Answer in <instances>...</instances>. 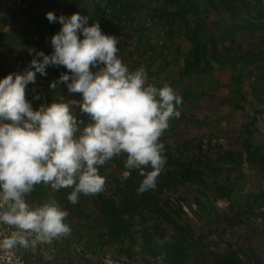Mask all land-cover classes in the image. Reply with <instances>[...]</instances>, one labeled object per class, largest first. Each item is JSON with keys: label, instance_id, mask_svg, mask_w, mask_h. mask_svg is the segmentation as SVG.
Wrapping results in <instances>:
<instances>
[{"label": "rangeland", "instance_id": "1", "mask_svg": "<svg viewBox=\"0 0 264 264\" xmlns=\"http://www.w3.org/2000/svg\"><path fill=\"white\" fill-rule=\"evenodd\" d=\"M48 12L98 23L117 37V55L130 71L143 67L149 83L166 84L182 98L179 117L160 137L168 157L162 171L177 172L180 162L198 174L195 182L156 185L152 210L124 201L135 190L127 181L140 175H123L125 154L98 167L103 191L80 194L74 205L67 200L71 188L35 185L28 202L57 204L71 232L14 251L28 264H264V0L0 2L3 77L24 70L33 49L51 54L50 38L61 25L49 23ZM46 71L26 86L33 109L60 97L80 101L63 84L48 87L65 68ZM71 110L88 122L77 106ZM101 198L113 207L107 216Z\"/></svg>", "mask_w": 264, "mask_h": 264}, {"label": "clouds", "instance_id": "2", "mask_svg": "<svg viewBox=\"0 0 264 264\" xmlns=\"http://www.w3.org/2000/svg\"><path fill=\"white\" fill-rule=\"evenodd\" d=\"M45 18L61 25L50 38L51 54L33 49L24 70L0 78V226L14 229L5 234L0 227L5 256L71 232L68 213L57 204L28 202L35 185L71 188L67 200L74 205L80 194L103 191L98 167L125 154L129 171L123 175L138 170L143 177L138 192L154 189L165 164L160 137L169 120L180 115L182 98L166 84L149 83L143 67L130 71L117 55V37L102 33L98 23L87 26L88 18L78 13L48 12ZM49 66L67 70L49 89L63 84L69 93H79L80 101L60 97L33 109L26 86L35 85L37 74L46 77ZM74 105L87 115V123L73 114Z\"/></svg>", "mask_w": 264, "mask_h": 264}, {"label": "trees", "instance_id": "3", "mask_svg": "<svg viewBox=\"0 0 264 264\" xmlns=\"http://www.w3.org/2000/svg\"><path fill=\"white\" fill-rule=\"evenodd\" d=\"M247 57H250V56H253L252 53H246L245 54ZM255 56V55H254ZM262 56H258L257 58H261ZM165 157V159H168L167 156L163 155ZM168 161H172V159H169ZM179 164V167H180V170L175 172L173 170H169V169H165L164 171L160 172V174L157 176L156 178V185L159 187V188H162V187H165V188H168L169 186L173 185V184H177L181 181H192L194 180H197L195 179L196 177H194L195 175H197L198 173L196 171H188L187 169L185 168H182L183 164H180V162H178ZM182 168V169H181ZM134 179V181H133ZM136 179V181H135ZM143 177L141 175H134V177L132 176V179L128 180L127 181V186H131L133 185L135 190L133 191L134 192V195L131 196L128 195V197H125L124 201L125 203H128L130 202L131 206L133 207H137V206H142L143 208H147V209H151L152 206H156V201L152 200V196L150 195L151 193V189L146 191V192H143V193H139L138 192V187L142 181ZM100 201L102 202L101 204V211L103 212V215H108L109 213H112L113 211V207L112 205H109L107 203V200L101 198ZM106 205H107V209H106ZM154 212H161L160 211V208H158L156 211Z\"/></svg>", "mask_w": 264, "mask_h": 264}, {"label": "built area", "instance_id": "4", "mask_svg": "<svg viewBox=\"0 0 264 264\" xmlns=\"http://www.w3.org/2000/svg\"><path fill=\"white\" fill-rule=\"evenodd\" d=\"M9 0H0L1 3L8 2ZM19 2V1H18ZM0 78H3V76L0 74ZM27 197V196H26ZM27 199V198H26ZM31 200H34V196H30ZM3 228V231L5 234H9L12 229L9 226H0ZM0 264H28L27 261L22 257L21 255L17 254L14 250L12 254L5 256L2 252H0Z\"/></svg>", "mask_w": 264, "mask_h": 264}]
</instances>
